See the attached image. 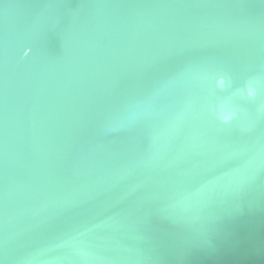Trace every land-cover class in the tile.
I'll list each match as a JSON object with an SVG mask.
<instances>
[{
  "label": "water",
  "instance_id": "water-1",
  "mask_svg": "<svg viewBox=\"0 0 264 264\" xmlns=\"http://www.w3.org/2000/svg\"><path fill=\"white\" fill-rule=\"evenodd\" d=\"M0 264H264V0H0Z\"/></svg>",
  "mask_w": 264,
  "mask_h": 264
},
{
  "label": "clouds",
  "instance_id": "clouds-1",
  "mask_svg": "<svg viewBox=\"0 0 264 264\" xmlns=\"http://www.w3.org/2000/svg\"><path fill=\"white\" fill-rule=\"evenodd\" d=\"M219 82H220L221 84H223V82H224V77H221ZM251 94H252V92H251V90H249V95H251ZM221 118H222V119H225V120L227 119V117H223V116H222Z\"/></svg>",
  "mask_w": 264,
  "mask_h": 264
}]
</instances>
